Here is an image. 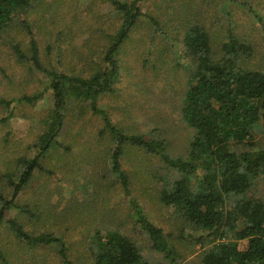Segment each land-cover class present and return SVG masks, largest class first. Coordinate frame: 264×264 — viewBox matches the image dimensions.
Instances as JSON below:
<instances>
[{
    "label": "trees",
    "instance_id": "16d2710c",
    "mask_svg": "<svg viewBox=\"0 0 264 264\" xmlns=\"http://www.w3.org/2000/svg\"><path fill=\"white\" fill-rule=\"evenodd\" d=\"M104 1L117 13L118 22L112 23L111 29L97 32L106 36L104 49L93 51L90 45L91 54L82 58L85 69L70 74L45 69L31 25L28 19L21 21L37 7L43 8V16L48 12H61L65 0L54 3L0 0V37L14 27H25L31 36L29 45L24 50L21 44H15L14 53L19 62L28 65L32 71L46 73L51 80L54 100L48 116L38 122L41 132L33 139L31 147L20 155L15 169L0 173V231L8 229L18 242L31 250L40 247L57 249L60 264H83L73 259L63 237L52 231H28L27 225L33 224L34 220L35 225L66 220L74 208L88 211L100 223L92 212L98 210L101 196L105 197V213L108 212L109 195L116 188L122 196L131 197L130 211L136 226L140 227L139 232L148 240V246L157 258L150 260L144 255L135 239L118 228L120 214L109 210L108 218L101 223L105 225L94 227L91 221L94 229L87 238L90 237L88 244L93 264H192L186 257L187 250L197 244L202 248L196 258L197 264H264V198L247 196L256 180L264 184V142L255 137V134L264 136V69L249 64L254 46L232 29L223 40L217 39L200 19L198 6L193 7L198 0H180L173 6L174 11L161 22L144 12L142 4L146 0ZM233 2L247 5L241 0ZM148 23L152 25V31L143 68L153 71L157 80H169L174 74L184 81L179 112L191 134L186 153L181 156L171 151L172 130L156 127L150 132L128 134L113 124L99 107L100 99L118 94L116 85L120 80L125 46L134 32ZM171 31L178 33L173 39ZM87 42L90 44V40ZM43 97V93L10 100L0 96V110L7 114L0 124H7L15 116L14 104L35 106ZM90 111L104 121V129L95 136L97 145L107 139L111 143L104 150L100 163L97 153L90 152L94 146L83 145L85 154L81 165H93L87 176L92 180L80 185L85 192L92 190V202L85 198L82 206L75 205V190L73 203L62 211L55 205L49 208L35 206L39 199L35 205L20 204L24 190L42 176L58 179L63 187L73 184L75 188V178L81 177L78 165L76 174L69 179L59 171L68 167L69 171H74L75 167L69 163L59 168L73 147L66 143L69 135L66 138L64 130L71 127L68 123L75 120L77 114L83 116ZM10 141L6 137L4 144ZM136 152L158 159L159 167L152 177L161 182L158 187L160 204L172 210L181 221L182 228L177 232L167 233L153 223L140 200L134 197L135 182L142 179L137 175L133 177L126 163L135 161L133 155ZM61 155L62 159L59 158ZM107 168L109 174H104ZM97 175L102 176V182L96 179ZM46 187L47 184H42L39 193L44 194ZM56 192L62 196L63 190ZM52 196L50 193L45 198L49 200ZM62 202L60 198L58 205ZM40 205H43L42 201ZM118 208L121 212V206ZM11 214L15 216L8 219ZM6 222L8 226L4 227ZM85 222L88 223L86 215L80 218V223ZM185 229L190 231L189 237ZM0 258L5 259L1 250ZM34 263L48 264V261L43 258Z\"/></svg>",
    "mask_w": 264,
    "mask_h": 264
},
{
    "label": "rangeland",
    "instance_id": "374dc122",
    "mask_svg": "<svg viewBox=\"0 0 264 264\" xmlns=\"http://www.w3.org/2000/svg\"><path fill=\"white\" fill-rule=\"evenodd\" d=\"M55 1L47 0L49 3ZM179 1L146 0V3L142 5H144L145 13L152 14L157 21L161 22L167 18L168 13L171 14L174 11L173 6ZM241 1L247 5L233 2V0H203L202 2L198 0L193 7L198 6L200 19L204 21L206 27L211 29L217 39L223 40L229 29L247 39L254 46V55L249 59V64L257 69H264V0ZM62 5L61 12H48L44 16L41 12L43 8L37 7L38 9L30 11L27 16L21 18V21L28 19L31 31L38 41L46 70L77 74L85 69L86 65L82 58L91 54L90 49L97 52L104 49V44L107 42L106 36L102 37L103 34H97V32L111 29L112 23L117 24V13L104 0H65ZM89 7L92 9L90 10ZM151 31L152 25L148 23L134 32L121 57L122 70L119 83L116 85L118 94L116 96L107 95L100 99L99 107L108 114L113 124L123 128L128 134L146 133L153 131L156 127H164L167 131L172 130L174 133L170 132L173 142L171 151L181 156L186 153L185 148L188 146L187 142L191 134L189 128L182 123L179 112L182 98L181 88H184V81L179 75L175 76L174 74H171L172 78L170 77L169 80L164 78L157 80L153 71L143 68V57L148 55L149 48L147 47ZM70 32L71 36L68 37ZM170 34L173 39L178 33L171 31ZM30 38L25 27H14L0 37V96L10 100L22 96H34L39 93L44 94L43 99L35 106L14 104L15 116L7 124H0V173L2 174L15 169L14 165L20 155L27 151L26 148L31 147L33 139L41 132L39 120L46 118L54 105L50 78L44 72L29 69L28 65L19 62L14 53L13 46L17 43L26 50ZM88 40H90V44L87 42ZM90 45L93 47L89 49ZM171 84L173 87L169 88L168 85ZM5 116L7 114L0 110V120ZM69 119L71 120V117ZM68 124L71 127L64 130V133L66 138L69 135V141L66 143L73 144L72 152L64 157L63 164L61 163L59 168L60 166L65 167L69 163L75 167L74 171H69V167L68 169H59V171L64 172L65 177L69 179L76 174V165H78L79 175L84 179L75 178L76 185L73 188V184L63 187L58 179L42 176L35 179L30 187L24 190L19 200L20 204L35 205V201L39 199L35 206L49 208L55 205L59 208L58 210L62 211L64 207H69L73 203L72 197L75 190L74 197L77 201L75 205L82 206L85 198L92 202V190L85 192L81 186L84 182L88 183L92 180L90 176H87L90 175L88 174L89 168L93 166L91 164L81 165L85 154L83 145L94 146L90 152L97 153L96 157L100 163L103 159L102 155L105 153L104 150H107L111 143L107 139L97 145L95 136L99 130L104 129V121L102 117L93 115L92 111L86 112L83 116L77 114L75 120ZM6 137L12 140L7 145L4 144ZM255 137L264 142L263 135L255 134ZM133 156H135V161L132 163L129 160L126 161V167L133 177L137 175L142 179L141 182H135L134 197L140 200L153 223L163 228L167 233L177 232L182 228L181 221L179 222L172 210H168L160 204L158 187L160 188L161 182L152 177V174L158 170V159L138 152ZM59 158L62 159L63 156L61 155ZM103 173L109 174L108 168ZM60 177L62 178V175ZM97 178L101 181L102 176L97 175ZM42 184H47L44 194L39 193ZM86 186L92 188L87 184ZM56 190H63L62 196ZM50 193L53 196L47 200L45 197ZM247 196L249 198H264L262 181L256 180ZM109 197L108 212L105 213L104 196L103 198L101 196L102 201L97 203L98 210L92 212L98 216L100 223L88 211L74 208L66 220L57 221V223L53 220L50 222L41 221L42 223L37 225L34 224L36 222L34 220L33 224L29 223L26 229L36 231V233L54 232L67 241L74 260H79L83 264H93V256L88 244L90 237L87 238V236L89 232L92 233L94 227L105 225H101V223L108 218L109 210H114L118 212V215L120 214L117 220L118 228L133 237L142 247L143 254L150 260L157 258L150 250L148 240L139 232L140 227L136 226L133 212L130 211L131 197L122 196L120 189L116 188ZM60 198L63 199V202L58 205ZM41 201L43 205H40ZM119 206H121V212H119ZM80 215L81 217L88 216V223H80ZM14 216L15 214H11L8 219ZM91 221H93L94 227H91ZM7 226L8 222L4 227ZM184 232L189 237L190 231L185 229ZM192 245H194L193 242ZM0 250L5 257V259L0 258V264H35L34 262H39L43 258L48 261V264H60L57 249L40 247L31 250L25 244L18 242L6 228L0 231ZM201 252V244H197L187 250L186 257L192 264H197L198 259L196 258Z\"/></svg>",
    "mask_w": 264,
    "mask_h": 264
}]
</instances>
